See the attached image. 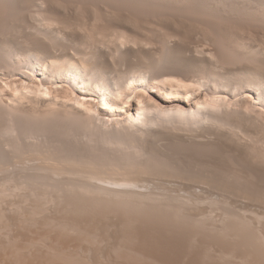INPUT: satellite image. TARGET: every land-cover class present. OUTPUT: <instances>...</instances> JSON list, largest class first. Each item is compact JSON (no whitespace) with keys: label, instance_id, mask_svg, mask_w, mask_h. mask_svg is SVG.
Returning a JSON list of instances; mask_svg holds the SVG:
<instances>
[{"label":"bare ground","instance_id":"bare-ground-1","mask_svg":"<svg viewBox=\"0 0 264 264\" xmlns=\"http://www.w3.org/2000/svg\"><path fill=\"white\" fill-rule=\"evenodd\" d=\"M0 1L5 5L6 11H9L7 13L16 16L24 6L14 0ZM90 1L92 4V0ZM115 2L124 9H136L139 15L144 14L147 17L152 14L150 17H155L142 20L140 16L142 21L138 22L135 17L133 21L132 18L123 19L124 15L121 16L118 6H115L117 4H113ZM115 2H112L115 7H109L110 2L106 7L118 10L105 11L110 12L107 17L115 18L112 17V21L107 19L105 24L102 22L105 19L97 20L103 25L87 22L90 19L96 20L97 16L89 20L85 17L86 21L82 19L81 22L80 18H76L78 21H71L74 18L67 15L64 16L70 20L51 16L53 13L49 18H45L47 13L43 12L44 16L40 13L44 17L43 22L48 21L45 25L39 24L42 20L40 16L38 24L35 23L37 25H34L36 33L32 34L33 45V42L27 44L25 42L29 41L23 40L21 47L20 44L19 47L16 44L12 46L11 41L6 40L7 38L1 35L3 33L0 34L3 37L0 36V237L4 238H0L1 243L4 240V246L0 244V249L5 251L7 247L8 251L7 244L11 245L10 253L8 251L10 256L3 255L7 251L1 252L2 257L6 259L1 257L0 262L7 258L11 260L12 257L14 260H11V264H23V253L34 250L35 255L45 256L41 260L39 257L38 260L42 261L39 264H93L94 261L90 262L91 259L86 258L90 249L87 243L94 246L102 244V238L81 227L88 222L87 225H92L90 222L95 220L89 221L87 217L90 216L85 218L80 213L84 220L82 222L80 219L79 224L74 213L75 210L76 213L79 212L78 207L93 212L97 205L103 208L104 202L107 204L104 208L110 204L111 209L115 207L116 212L118 209L126 212L134 210L133 213L139 210V214L141 210L144 213L143 210L149 209L148 211L156 210L165 215H172L175 221H185L189 217V221L192 220L191 225L195 223L193 225H198L199 229L203 225L205 230H208V227L216 229L215 232H222L220 235L223 236L226 230L228 238L232 232V235H237L235 231L246 235L245 237L252 234L246 228L250 224V228L254 226V222L247 214L253 209V201L264 196V0ZM172 5H181L180 9L183 7L187 10L189 16L198 15V18H206L210 23L199 19L197 26H189L188 21L186 27L180 23L181 20H173L167 25L160 24V20L157 21L161 19L160 15L165 16L168 13L166 10H170ZM175 8H172L174 12ZM163 10L165 14L160 13ZM37 11L36 9V13ZM115 11L121 18L112 15ZM177 12L175 13L179 14V11ZM3 14L0 16L5 15ZM134 15L138 17L137 14ZM179 18L177 16V19ZM25 19L26 15L24 21ZM222 21L226 22L225 25L239 21L241 25L244 23L245 27L246 23H252V28L256 31L250 32L238 23L237 28L235 22V25L227 24L219 34L215 33L217 29L215 31L212 22H219L223 28ZM3 23L1 22L0 29ZM55 24H59L55 26L57 29H53ZM219 25L214 26L220 28ZM4 30L6 31L5 27ZM73 37L76 40L70 41ZM64 40L71 43L66 45ZM248 193H257L259 196L256 198ZM63 199H67L65 206L62 204ZM54 205H60V209L56 208L58 212L66 211L64 213L71 216L60 218L50 216L52 213L48 215L50 210H54ZM88 205L94 207L89 209ZM61 207H67L68 210ZM96 208L94 211H99L100 208ZM70 209L74 211L72 214L75 219L72 214H68ZM88 210H83L84 214ZM6 211H15L14 216L17 215L16 211L18 212L15 220L12 217L13 222L19 219V223H15L17 226L9 223L11 220L8 219ZM107 212L110 211L106 210L104 214ZM252 212L253 217L257 214V218L254 217L255 225L258 223L257 226L264 228V216ZM133 217L132 221L136 216ZM174 218L172 224L175 225L177 221L174 223ZM127 220L130 219L126 218L125 221ZM125 221L123 226L130 229L131 225L129 224V227ZM166 221L169 223L171 219ZM36 222L37 226L45 225L46 230L50 228V235L58 230L59 232L55 233H59V238L52 236L65 246L60 248V244L56 248L55 245L59 241L53 240L54 243L58 241L53 244L49 239L51 237L48 238L50 235L42 234L31 239L27 237L28 240L24 238L27 240L26 245L23 248V243L20 247L19 243H22L23 237H14L18 233L13 234V227L33 224L32 228H36ZM84 222L86 223L83 224ZM116 223L118 224V221ZM262 231L258 230V233L261 232L259 234L264 238ZM65 233H75L79 241L68 242V239L74 236L64 235ZM103 233L106 234V231ZM239 234L238 237H241ZM125 237L127 234L113 246V251L110 248L115 258H127L130 253L127 251H131H126L128 247L125 248L124 245ZM19 238L21 240L18 242ZM97 241L100 242L96 243ZM82 242H87L86 253L83 251L85 247L81 246L84 244ZM252 244L257 247L259 242ZM2 246L5 248L2 249ZM105 247L102 245L103 249ZM259 248L256 252L260 254L256 255L255 259L259 264H264V243ZM206 249L203 250L205 252L201 250L202 254L198 252L199 255H205ZM227 250L219 249L215 250L216 255H213L214 251L211 254L220 258L219 263L220 260L233 261L230 264L249 263L248 254L252 253L239 254L238 251ZM208 255L210 253L205 256ZM200 256L198 262L211 258L203 256L204 259H201ZM223 261L221 263L226 264ZM96 262L95 264L100 263ZM114 262L109 264H116ZM202 262L200 264H203Z\"/></svg>","mask_w":264,"mask_h":264},{"label":"rangeland","instance_id":"rangeland-1","mask_svg":"<svg viewBox=\"0 0 264 264\" xmlns=\"http://www.w3.org/2000/svg\"><path fill=\"white\" fill-rule=\"evenodd\" d=\"M15 2H17V3H20V4H22V8H24L23 10H22V8L19 10V15L21 16V14H23L21 17L19 16V15H15V14H10V13H7V12H9V11H6L7 9L5 8V5L3 4V3H1V1H0V15H2L3 13L5 14H3L4 16H0V24H1V22L3 23V21L5 20V18H8V19H6L5 21H6V23L4 24L3 23V26H2V28L0 29V34L1 33H3V34H1L3 37H6L7 39L6 40H10L9 42L12 44V46H14L15 44L19 47V44H20V47H21V45H22V43L21 42H23V40H27V41H29V43L28 42H25V43H27V44H31L32 42V45L34 44V39H33V36H32V34H34V33H36L35 32V29H34V25H35V23L37 22V24H38V21H40L39 20V18H41L42 17V20H41V22H39V24L40 23H44V25H45V23L48 21V20H46V22H43V18L45 17V18H49V15L51 14V13H53V14H51V16H55V17H57V18H62V19H69L70 20V18L69 17H67V16H70V17H72V18H74V19H72L71 21H78L77 19L78 18H80L81 20L82 19H84L85 21H86V19H90V18H96V16H97V18H99V19H97L96 18V20L95 19H90V21H87V22H92V23H94L95 24V22L96 23H98V21L97 20H99V21H102L103 19H105V20H103L102 22H103V24H105V22L107 21V19H109L110 21H112L113 20V18H115V16L113 17V16H110V18L109 17H107V16H109L110 15V12L108 13V12H105L106 11V9H107V7H106V5L110 2V5L112 4V2L114 1L115 2V0H112V2H111V0H104V2L102 3L101 1H99L98 2V0L96 1H94V0H92V4H91V1L90 0H81V2L79 3V0H77L78 2H75L76 0H65V2H64V0L62 1H60V0H41L40 2L41 3H39V0H14ZM30 1V2H29ZM37 1V2H36ZM66 1H69V2H66ZM88 3H87V2ZM93 1H94V3H93ZM103 1V0H102ZM105 1H107V3H105ZM31 2H32V4H31ZM34 2H35V5H34ZM53 2V3H52ZM57 2H58V4H57ZM85 2V3H84ZM96 2V3H95ZM38 3V4H37ZM46 3V4H45ZM72 3H73V5H72ZM81 3H84V4H82L81 5ZM98 3L100 4V8H99V5H98ZM4 6H3V5ZM45 4V5H44ZM93 4H95V5H93ZM113 4H117L116 2L115 3H113ZM109 5V7H115V6H118L117 8L119 9H117L118 11H119V13H121L120 15L122 16V15H124L123 16V19H124V17H127V19H130V18H132V21H133V17H135V19L137 20V22L140 20V21H142V20H146V19H150V18H152V17H155V15L154 16H152V17H150V15H152V14H150V12L148 13V14H150V15H148L147 17H146V15H144V14H141V15H139L140 13H136V9L135 10H133L134 8H132L131 9V7H129L131 10H133V11H131L130 9H124L123 7H121L120 5ZM37 5V6H36ZM71 5V6H70ZM77 5V6H76ZM80 5V7H78ZM89 5V6H88ZM183 5H185V4H183ZM25 6H27L26 8L28 9V11H26V8H25ZM29 6V7H28ZM30 6L32 7V8H30ZM34 6V7H33ZM36 6V7H35ZM39 6V7H38ZM70 6V7H69ZM106 8H105V7ZM119 6H120V8H122L121 10H120V8H119ZM2 7H3V9L5 10V11H3V9H2ZM38 7V8H37ZM82 7V8H81ZM109 7H108V9H109ZM176 7V5L175 6H173L172 5V8H175ZM41 8V9H40ZM48 8V9H47ZM52 8V9H51ZM56 8V9H55ZM59 8V9H58ZM73 8V9H72ZM89 8V9H88ZM111 8L109 9V11L111 10ZM128 8V7H127ZM170 9V10H166L168 13H166L165 12V10H163V12H160V13H163V14H168V15H166L165 14V16L163 15V17H162V14L160 15L161 16V19L163 20H161V19H158L157 21H159V23L160 24H163V25H167V23H172V21L173 20H181V24L182 25H186V27H188L187 25H188V21H190V23H189V26L191 25H193V26H197L198 24H199V19H201V17L199 16V18H198V15L197 16H189V12L187 11V10H185L183 7H182V9H180L181 8V5L180 6H178L177 5V7L175 8V12L176 13H178L177 11H179V14H176L175 12H174V10L173 9ZM31 9V10H30ZM36 9L38 10L37 11V13H36ZM43 9H44V11H43ZM64 9V10H63ZM66 9H68L67 11H66ZM108 9H107V11H108ZM115 9V8H114ZM114 9H112V10H114ZM115 9V10H116ZM123 9H124V11H123ZM177 9V10H176ZM40 10H41V12H40ZM46 10V11H45ZM52 10V11H51ZM72 10V11H71ZM82 10V11H81ZM84 10V11H83ZM87 10V11H86ZM101 10V11H100ZM111 10V11H112ZM181 10V11H180ZM3 13H2V12ZM23 11H25V12H23ZM35 13H34V12ZM51 11V12H50ZM54 11V12H53ZM80 13H79V12ZM93 11V12H92ZM120 11H122V12H120ZM135 11V12H134ZM169 11H171V12H169ZM182 11H186V12H188V13H184V12H182ZM43 12H44V14H46L45 16H44V14H43ZM68 12V13H67ZM77 12V13H76ZM85 12V13H84ZM134 12V13H133ZM165 12V13H164ZM174 12V13H173ZM2 13V14H1ZM40 13H41V15H43V16H41L40 15ZM67 13V14H66ZM72 13V14H71ZM90 13H92L91 14V17L89 16L90 15ZM97 13V14H96ZM99 13H101V14H99ZM104 13V14H103ZM106 13V14H105ZM108 13V14H107ZM118 12H114L112 15H118L119 14ZM128 13V14H127ZM145 13V12H144ZM171 13V14H170ZM182 13H184L185 14V18H184V14H182ZM18 14V13H17ZM77 14V15H76ZM84 14H87V15H84ZM95 14V16H93ZM130 14H132V15H130ZM134 14H137V18H139L140 16H142V20H141V17H140V19H137L136 18V15H134ZM175 14L178 16V18L179 19H177V16H175ZM181 14H182V17H181ZM8 15V16H7ZM25 15H26V19H25V21H24V18H25ZM39 15V17H37V16ZM58 15V16H57ZM61 15V16H60ZM64 15H67V16H64ZM75 15V16H74ZM83 15V16H82ZM101 15V16H100ZM172 15H174V16H172ZM187 15L189 16V17H187ZM10 16V17H9ZM16 16V17H15ZM29 16V17H28ZM31 16V17H30ZM41 16V17H40ZM64 16V17H63ZM119 16V15H118ZM129 16V17H128ZM132 16V17H131ZM144 16H145V18H144ZM160 16H158V14H157V18H159ZM169 16H170V18H169ZM1 17H3V18H1ZM33 17V18H32ZM36 17H37V19H36ZM84 17V18H83ZM85 17H86V19H85ZM89 17V18H88ZM103 17V18H102ZM113 17V18H112ZM120 17V16H119ZM149 17V18H148ZM168 17V18H167ZM191 17V18H190ZM77 18V19H76ZM121 18V17H120ZM174 18H176V19H174ZM196 20H195V19ZM4 19V20H3ZM13 19V20H12ZM18 19V20H17ZM36 19V20H35ZM67 19V20H68ZM79 19V20H80ZM112 19V20H111ZM134 19V21L136 22V20ZM21 20V21H20ZM34 20V21H33ZM38 20V21H37ZM92 20H94V21H92ZM115 20V19H114ZM131 20V19H130ZM191 20H192V22H191ZM201 20H206L208 23H210L206 18H202ZM9 21V22H8ZM15 21V22H14ZM27 21V22H26ZM105 21V22H104ZM184 21V22H183ZM197 21V22H196ZM11 22V23H10ZM81 22H83V20L81 21ZM183 22V23H182ZM187 22V23H186ZM206 22V23H207ZM236 21H234V23H235ZM14 23H15V25H14ZM18 23H19V26H18ZM165 23V24H164ZM194 23V24H193ZM198 23V24H197ZM200 23H202V22H200ZM224 23H226V22H224ZM223 23V21H222V24H223V28H221V24L219 25V22H217L216 24H214V22H212V24H213V28H215V31H216V29H217V31L215 32V33H218L219 31H222V29H224L225 27H227L229 24H231V23H227L226 25ZM234 23H232L233 25H235L236 24V27H237V23H238V25L241 23V22H236L235 24ZM8 26H7V25ZM28 24V25H27ZM36 24V25H37ZM99 25H103L101 22H99L98 23ZM197 24V25H196ZM217 24L220 26V28L219 27H215L214 25H216L217 26ZM231 24V25H232ZM2 25V24H1ZM0 25V26H1ZM11 25H12V27H11ZM22 25V26H21ZM35 25V26H36ZM42 26H44L43 24H41ZM59 24H55V25H53V27H55V26H58ZM97 25V24H96ZM225 25V26H224ZM241 25V24H240ZM239 25V26H240ZM245 25H247L246 27L244 26V23H243V25H241L242 27H245V29H247L248 31H250V32H253V33H255V31H256V29L255 30H253L254 28H252V23H251V25L250 24H245ZM248 25H250V27H248ZM29 28H28V27ZM32 26V27H31ZM61 26V25H60ZM238 26V27H239ZM253 26H255V25H253ZM4 27H5V29H6V31L4 30ZM18 27H20L21 28V30L18 28ZM52 26H51V28H53ZM237 27V28H238ZM25 28V29H24ZM33 28V29H32ZM59 28V27H58ZM18 31H17V30ZM29 29H30V31H29ZM53 29H57V27H55V28H53ZM219 29V30H218ZM3 30V31H2ZM14 30H15V33H14ZM29 32H28V31ZM253 30V31H252ZM9 31V32H8ZM22 31V32H21ZM24 31H25V33H24ZM31 32V33H30ZM34 32V33H33ZM4 33H6V34H4ZM19 33V34H18ZM28 33V34H27ZM257 33V32H256ZM9 36H8V35ZM31 34V35H30ZM219 34V33H218ZM257 34H259V33H257ZM0 35V36H1ZM6 35V36H5ZM22 35V36H21ZM24 35V36H23ZM1 36V37H2ZM15 36V37H14ZM42 36V35H41ZM0 37V39H2ZM16 37H17V39H16ZM76 37V36H75ZM24 38H26V39H24ZM16 39V40H15ZM73 39H75L74 37L73 38H71L70 39V41L71 40H73ZM21 40V41H20ZM76 40V39H75ZM64 42H66V40H64ZM63 43V42H62ZM69 43H71V42H69ZM68 42H66V45L67 44H69ZM17 46H15V47H17ZM65 46V45H64ZM261 117H263V116H261ZM249 195H252V196H256V198H258L257 196H259V195H256L257 193H248ZM240 198H243V197H240ZM260 198H262V199H260ZM259 199H255V201L256 202H258V203H256L255 201H253V204L255 203V204H258V205H252V207L251 208H253L252 209V211H254V213H257L259 210V212H258V216L259 215H261V216H264V196H262V197H260ZM15 200H18V198L16 199V198H14ZM7 200H9V199H7ZM11 200H13V199H11ZM65 200H67V199H65ZM65 200L63 199L62 200V204L64 205L65 204ZM74 200V199H73ZM8 202V201H7ZM101 202V201H100ZM104 202V201H103ZM4 204V203H3ZM61 204V203H60ZM98 204V203H97ZM5 205H6V203H5ZM58 205V204H57ZM57 205H54L53 207H54V210H50L51 212L50 213H48V215L49 214H51L50 216H55V217H60V216H65L66 215V217H70L71 215H68L67 216V214H65L64 212H66V211H64V212H58V209H60L59 208V206L57 207ZM95 205V204H94ZM94 205L92 206H89V209L90 208H93L94 207ZM103 205V204H102ZM105 205H107L106 204V202H104V206H103V208L105 207ZM65 206V205H64ZM99 207L100 209H98L99 211H94L95 209H97L96 207ZM95 208H94V210H93V212L91 211V212H89L90 210H88V209H84V207L83 208H79L78 207V213H76L77 212V210H75V213H74V211H71V209H70V211H68V212H70V213H68V214H72V212L75 214V217H77L76 218V221L77 222H79V224H81L80 222H81V220H82V222H83V220H84V218L82 219L81 218V216H80V213H82L81 215L84 217L85 216V218L87 217V216H90V217H87V219L89 220V221H91V220H95V222L94 221H91L90 223H92V225H94V226H92L91 224L90 225H87V224H89V222H88V220L86 219V222H88V223H86V222H84L83 224H85L84 226L83 225H81V227H85L84 229L85 230H90V232H93V233H96V235L99 237L100 236V238H102L101 240L103 241V243H105V244H100L99 242L100 241H97L96 243H99V244H97V245H91V244H88L87 242H85V243H87V245H90V247H88V248H90V249H88V253L87 254H89V256L87 255L86 256V258L88 259V260H90V262H93V264H95V262L96 263H98V262H100L99 264H109V263H112V262H114L113 260H115V262L114 263H116V264H121V263H123V264H159V263H161V264H200L201 262H198L197 260H198V256H200L199 255V253L200 252H202L203 250H205V248H207L208 250H209V252H207L208 250L206 249V254H209L210 253V255H208L207 257H209V256H211V258L209 257V258H207L205 255H203L204 257H206L207 258V261L206 260H204V262H202L203 264H216V263H218V264H222L221 262L223 261V260H220L221 262L219 263V260L218 259H220L219 257H217V256H212V254L211 253H213L212 251H214V253L217 251V250H219V249H225V250H227V251H229V250H235L234 252H236V251H238L239 252V254L241 253V252H243V253H252V255L251 254H248V255H250V258L248 257V264H259L257 261H256V259H257V256L260 254L259 252L257 253L256 252V250H258V248L259 247H261V246H263V243H264V238H262V235H260L261 234V232H259L258 233V230L259 231H262V229H263V231H264V228H260L259 226H257L258 225V223H257V225H255L256 224V219L255 218H257V214H255L254 215V217L252 216V214H253V212L252 211H249V212H251V213H249V214H247L248 216H250V220L252 219V221L254 222L253 224H254V226L252 225V227L250 228V226H251V224L248 226V228H246V229H248L249 230V232L250 233H252L251 235H248V237L250 238H248V237H245L244 235H240L239 234V232H236L235 230H233L234 229V226L233 225H231V227L233 228H231L232 229V231H235V233H238L239 234V236H241V237H238V234L236 235V234H234V235H232L234 232H232L231 233V235H230V233H229V235H230V237L228 238V236L226 235L227 233H226V230H225V235L227 236V238L225 237V235L223 236V234L222 235H220V234H218V232H215V230L214 229H210V227H208L210 230H211V232H210V230L208 229H204L203 228V225L200 227V229L198 228L199 226L197 225H193V224H195V223H193L192 225H191V219H190V221H189V217H187V219H186V217H185V221H180V220H178L179 221V225H178V221H177V223H176V221H175V218L174 217H171L169 214V218L167 219V217H168V215H167V213H166V215L163 213L162 214V212H159V211H156L155 210V212H153V210H151V211H148L149 209H147V210H143L144 211V213H142L141 211L139 212V214H138V211L136 210L134 213H133V211L134 210H132V211H128V212H126V210H124L123 211V209H122V211H121V209L119 210L118 208H116V209H118V211L119 212H123V214L122 213H120L119 214V212L117 211L116 212V210H114L115 209V207L113 208V209H111L112 207H110L111 205L109 204V206H106V208H104L105 210H103V208H101V206H99V205H97ZM257 206H258V209H257ZM52 207V208H53ZM254 207H256V208H254ZM56 208H58V209H56ZM61 208H63L64 209V207H61ZM67 207H65V209H66ZM74 208H77V207H74ZM86 208H87V206H86ZM109 208V209H108ZM261 208V209H260ZM56 209V210H55ZM64 209V210H65ZM72 209H73V207H72ZM80 209V210H79ZM81 209H82V211L84 210H88V212L86 211L85 213L86 214H84V211L82 212L81 211ZM111 209V210H110ZM263 209V210H262ZM62 210V209H61ZM66 210H68V208L66 209ZM101 210V211H100ZM106 210H108V211H110L109 213L107 212V214H104V213H106ZM112 210H114V211H112ZM52 211H54V212H52ZM63 211V210H62ZM105 211V212H104ZM148 211V212H147ZM9 212H13V211H8V213H7V211H6V215L8 214V219H10L11 221L9 222V223H13V225H15V223H16V221H17V223H19V219H17L16 221H12L14 218H17L18 217V212L16 211V214L17 215H15V216H17V217H15L14 216V213H15V211H14V213H9ZM57 214H56V213ZM96 212H98L97 214H96ZM99 212H101V213H99ZM102 212H104V213H102ZM112 212H114V213H112ZM132 212V213H131ZM146 212V213H145ZM156 212H157V214H156ZM261 212V213H260ZM58 213L60 214V215H58ZM89 213H92V214H89ZM95 213V214H94ZM124 213L126 214L127 213V215H124ZM162 215H161V214ZM260 213V214H259ZM10 214L12 215V216H10ZM78 216H77V215ZM116 214H117V216H116ZM119 214V215H118ZM128 214H129V216H128ZM263 214V215H262ZM47 215V214H46ZM97 215H99V216H97ZM123 215V216H122ZM149 215V216H148ZM159 215H160V217H159ZM164 215V216H163ZM127 216V217H126ZM135 217V218H137L138 220L136 221V219L134 218L133 219V221H132V219H131V217ZM139 216V217H138ZM11 217V218H10ZM12 217H13V219H12ZM68 217V218H69ZM72 217H73V219H75V217L73 216V214H72ZM72 217H71V220L70 221H72ZM78 217H80L79 219H78ZM109 217V218H108ZM141 217V218H140ZM60 218H63V217H60ZM60 218H58V219H60ZM68 218L66 219V218H64L65 220H68ZM89 218H91V219H89ZM98 218V219H97ZM107 218H108V220H107ZM115 218H116V220H115ZM126 218H129L130 220H127V221H125L126 220ZM147 218V219H146ZM173 218H174V223H176L175 225L174 224H172L173 223ZM7 219V220H8ZM63 219V220H64ZM81 219V220H80ZM97 219V220H96ZM122 219H124L123 221H122ZM144 219V220H143ZM158 219V220H157ZM171 219V221H169ZM255 219V220H254ZM15 220V219H14ZM41 220V219H40ZM42 220L44 221V219L42 218ZM41 220V221H42ZM105 220V221H104ZM107 220V221H106ZM113 220V222H111ZM115 220V221H114ZM142 220V221H141ZM146 220V221H145ZM166 220H168L169 221V223L166 221ZM41 225L43 224V222H41V221H39V220H37ZM75 221V220H74ZM75 221V222H76ZM97 221V222H96ZM102 221V222H101ZM108 221H110V222H108ZM116 221H118V224L116 223ZM127 222V225H131V227H130V225H129V227H130V229L128 228V229H126L128 226H126V228L123 226V224L125 225V223H123V222ZM129 221H132V222H130L129 223ZM188 221H189V223H188ZM38 222H36L37 224H35L34 223V225H38ZM99 222H100V224H99ZM105 222H107V223H105ZM137 222V223H136ZM162 222V223H161ZM167 222V223H166ZM182 222V223H181ZM232 222V221H231ZM11 223V224H12ZM113 223H116L115 225L113 224ZM121 223V224H120ZM123 223V224H122ZM134 223V224H133ZM139 223V224H138ZM144 223V224H143ZM172 225H171V224ZM181 223V224H180ZM185 223H188V224H185ZM108 224H109V226H108ZM112 224V225H111ZM185 224V225H184ZM231 224V223H230ZM232 224H233V222H232ZM260 224V223H259ZM24 224H21L20 226H18V228H16V227H13V234H16V233H18V234H16V235H14V237H17L18 238V236L19 237H23V238H21L22 239V243H19L20 245H18V246H20V247H22V244L24 243V246H23V248L25 247V241H27L28 240V238L29 239H31V238H35V237H38V236H40V235H42V234H46V236H48V235H50V232H51V230H50V232H48V230L50 229H48L47 228V230L45 229L46 228V226L44 225V227L42 226L41 227V225H39V226H37L36 228H32L33 226V224H26V227H24L23 226ZM27 225H28V227H27ZM107 225V226H106ZM114 225V226H113ZM174 225V226H173ZM260 225H262V223L260 224ZM15 226H17V225H15ZM21 226H23V227H21ZM29 226H31L30 228H29ZM89 226V227H88ZM110 226H111V228H110ZM113 226V227H112ZM116 226V227H115ZM119 226H121V227H119ZM122 226L126 229V230H124L123 228H122ZM255 226H256V228H255ZM263 227H264V225H262ZM261 226V227H262ZM21 227V228H20ZM35 227V226H34ZM48 227V226H47ZM88 227V228H87ZM171 227V228H170ZM189 227V228H188ZM192 227V228H191ZM193 227H195V228H193ZM207 227V226H206ZM254 227V228H253ZM26 228L28 229V230H26ZM82 228V229H83ZM98 228V230H96ZM114 228V229H113ZM136 228V229H135ZM183 228V229H182ZM197 228V229H196ZM229 228V227H228ZM235 228H237V227H235ZM258 228H260V229H258ZM21 230V231H19V230ZM111 229V230H110ZM166 229V230H165ZM190 229V230H189ZM202 229V230H201ZM256 229H258V230H256ZM17 230V231H16ZM22 230H23V232H22ZM25 230V231H24ZM42 230V231H41ZM104 230V231H103ZM108 230V231H107ZM118 230V231H117ZM134 230V231H133ZM161 230V231H160ZM184 230V231H183ZM194 230V231H193ZM230 230V229H229ZM238 230V229H237ZM255 230H256V232H255ZM16 231V232H15ZM34 231V232H33ZM58 230H55V232H57ZM98 231H100V232H98ZM106 231V234L105 233H103V232H105ZM136 231V232H135ZM188 231H191V232H188ZM196 231V232H195ZM210 233H209V232ZM212 231H214V232H212ZM218 231V230H217ZM227 231H228V229H227ZM231 231V230H230ZM239 231V230H238ZM262 231V232H263ZM26 232V233H25ZM44 232V233H43ZM55 232H53V234L51 233V235L50 236H48V238L49 237H51V238H49L51 241H52V243L53 244H56L59 240L57 239V238H59V233H55ZM59 232V231H58ZM82 232V231H81ZM80 231H79V233H81ZM109 232V233H108ZM120 232V233H119ZM125 234H124V233ZM131 232V233H130ZM174 232V233H173ZM177 232V233H176ZM189 234H188V233ZM229 232V231H228ZM30 233V234H29ZM79 233H77V234H79ZM176 233V234H175ZM191 233V234H190ZM199 233V234H198ZM213 233V234H212ZM249 233V234H250ZM264 233V232H263ZM262 233V234H263ZM20 234H22V236H20ZM24 234V235H23ZM26 234H28V235H26ZM58 234V235H57ZM68 234V233H67ZM66 233L64 234V235H67ZM75 234V233H74ZM73 233H72V235H70V234H68V235H70V236H74V237H70V239H68L69 241L68 242H71V243H75V242H77V237H76V234L74 235ZM82 234H84V233H82ZM100 234V235H99ZM108 234H109V237L111 238H109L108 237ZM127 234V237H125L124 238V245L126 246L125 248H127L126 249V251L129 249H131V251H127V253L128 252H130V253H128L129 254V256H128V254L126 253V251H123V252H125L126 254H127V258H125V257H123V259H118V258H121V257H114L113 255V246L115 245V244H117V243H119L120 241H119V239H122L123 237H124V235H126ZM130 236H129V235ZM193 234V235H192ZM209 234V235H208ZM218 234V235H217ZM259 234V235H258ZM37 235V236H36ZM52 235H55V237H57V238H54ZM114 235H115V237H114ZM120 235V236H119ZM160 235V236H159ZM165 235V236H164ZM255 235H257V236H255ZM264 235V234H263ZM30 236V237H29ZM34 236V237H33ZM97 236H96V238H97ZM118 236V237H117ZM145 236H146V238H145ZM161 238V240L158 238ZM163 236V237H162ZM220 238V236H222L221 237V239H219L218 237ZM232 236V237H231ZM251 236H252V238H251ZM254 236H255V238H254ZM258 236H260V237H258ZM28 237V238H27ZM68 237V236H67ZM66 236H65V238H67ZM76 237V238H75ZM151 237V238H150ZM156 237V238H155ZM170 239H169V238ZM195 237H197V239L195 238ZM212 237H214V239L212 238ZM234 237H235V240H233L234 239ZM237 237V238H236ZM245 237V238H244ZM1 238V237H0ZM27 239V240H25V239ZM69 238V237H68ZM75 238V239H74ZM99 238V239H100ZM189 238V239H188ZM198 238H199V240H198ZM238 238H240V239H238ZM253 238L255 239V240H257V241H255V240H253ZM257 238H260V239H257ZM1 239H4L3 237L1 238ZM20 238L19 239H17L18 240V242H19V240H21ZM75 241H74V240ZM98 239V240H99ZM109 239L111 240V241H109ZM130 239V240H129ZM155 239V240H154ZM157 239V240H156ZM159 239V240H158ZM165 239V240H164ZM169 239V240H168ZM195 239V240H194ZM205 239V240H204ZM243 239V240H242ZM245 239V240H244ZM53 240H58V241H56V243H54L53 242ZM113 240V241H112ZM118 240V241H117ZM193 240H194V242H193ZM207 240V241H206ZM214 240V241H213ZM218 240V241H217ZM232 240H233V242H232ZM248 240V242H246ZM251 240H253V241H251ZM262 241V242H260V241ZM50 241V242H51ZM79 241V240H78ZM101 241V242H102ZM106 241H108V243L106 242ZM128 241V242H127ZM138 241V242H137ZM157 241V242H156ZM160 241V242H159ZM198 242L197 244H196V242ZM216 241V242H215ZM221 241V242H220ZM228 241V242H227ZM237 241V242H236ZM16 242V241H15ZM17 242V243H18ZM111 242V243H110ZM113 242V243H112ZM130 242H132V243H130ZM223 242V243H222ZM235 242V243H234ZM243 242V243H242ZM252 242H254V245L257 243V242H259V244H257V247H256V245L253 247V244H252ZM2 243H4V240L2 241ZM1 243V240H0V244H2ZM82 243H84V242H82ZM85 243L83 244V245H81L83 248H84V252L87 250V246L85 245ZM129 243V244H128ZM134 243V244H133ZM137 243V244H136ZM219 243V244H218ZM262 243V244H261ZM52 244V245H53ZM61 244V245H60ZM94 244V243H93ZM191 244V245H190ZM208 246H207V245ZM210 244V245H209ZM216 244V245H215ZM231 244V245H230ZM239 244V245H238ZM247 244V245H246ZM3 246H4V244H2ZM17 245V244H16ZM59 245H60V248H61V246H65V245H62V243H60V241H59V243L57 244V245H55L56 246V248L57 247H59ZM102 245L105 247L104 249H105V251H104V249L102 248ZM131 245V246H130ZM221 245V246H220ZM226 245V246H225ZM235 245V246H234ZM249 245H250V247H249ZM252 245V246H251ZM2 246V249L3 248H5V247H3ZM6 246V245H5ZM7 246H9V253H10V249H11V245H8L7 244ZM94 246V247H93ZM97 246H98V248H97ZM99 246L102 248V250H101V248L99 249ZM229 246V247H228ZM237 246H239L238 248H237ZM245 247L244 249H243V247ZM81 247V248H82ZM96 247V248H95ZM189 247H191V248H189ZM201 247V248H200ZM212 250L213 248V250L212 251H210V249ZM213 247V248H212ZM223 247V248H222ZM236 247V248H235ZM257 249H256V248ZM1 248V247H0ZM7 248V247H6ZM6 248H5V251H7L6 250ZM110 248H111V250H110ZM133 248V249H132ZM143 248V249H142ZM178 248V249H177ZM215 248H218V249H215ZM247 248V249H246ZM8 249V248H7ZM97 249V250H96ZM99 249V250H98ZM191 249V250H190ZM253 249V250H252ZM259 249H262V248H259ZM1 250V249H0ZM28 250V249H27ZM82 250H80V251H82ZM90 250H92L90 253H89V251ZM109 250V251H108ZM156 250V251H155ZM182 250V251H181ZM202 250V251H201ZM216 250V251H215ZM242 250V251H241ZM255 250V251H254ZM5 251H0V258L3 256V255H7V256H10L9 255V253H8V251L7 252H5ZM24 251V250H23ZM22 251V252H23ZM26 251V250H25ZM30 252L29 254L27 253V252ZM27 252H25V254L23 253V255H24V263L23 264H30L31 262H33V264L35 263V264H39V263H41L42 261H40L41 260V258L42 259H44V257L45 256H43V257H40V256H38V255H35V253H34V250H33V252H32V250H28ZM44 251H46V249H44ZM101 251H103L102 253H101ZM132 251H133V254H131L132 253ZM193 253H191V252ZM1 252H5L6 254H3V253H1ZM93 252V253H92ZM105 252H108V253H105ZM112 252V253H111ZM149 252V253H148ZM199 252V253H198ZM203 252H205V251H203ZM8 253V254H7ZM33 253V254H32ZM44 254L46 253V252H43ZM86 253V252H85ZM97 254V255H95V254ZM99 253H101V256H100V254ZM111 253V254H110ZM135 253V254H134ZM143 255H142V254ZM174 253V254H173ZM3 254V255H2ZM94 254V255H93ZM98 254H99V256H98ZM113 254V255H112ZM200 254H202V253H200ZM204 254V253H203ZM91 255V256H90ZM104 256V258H103V256ZM139 255H140V257H139ZM196 255H198V256H196ZM213 255H216V253L215 254H213ZM257 255V256H256ZM112 256V257H111ZM138 258H137V257ZM143 256V257H142ZM146 256V257H145ZM151 256H152V258H151ZM183 256V257H182ZM190 256V257H189ZM203 256L201 255L200 257H201V259H204L203 258ZM253 256V257H252ZM39 257H40V260H38L39 259ZM102 257V258H101ZM111 259H110V258ZM136 257V258H135ZM154 257V258H153ZM164 257V258H163ZM180 257V258H179ZM213 257L214 258H216V260H218V261H216L215 259H213ZM23 258H22V260H23ZM32 258V259H31ZM125 258V259H124ZM131 258V259H130ZM187 258V259H186ZM256 258V259H255ZM2 259H6V257H2ZM1 259V260H2ZM13 258L11 257V260H12ZM26 259H28V260H26ZM98 259V260H97ZM101 259V260H100ZM102 259H103V261H102ZM109 259V260H108ZM130 259V260H129ZM141 261H140V260ZM148 259H150L149 261H147ZM151 259H152V261H151ZM171 259V260H170ZM196 259V260H195ZM7 260H9L8 262H7ZM7 260H2L1 262L3 263V264H5V263H7V264H11L10 262H12L10 259H8L7 258ZM14 260V259H13ZM33 260V261H32ZM87 260V261H88ZM100 260V261H99ZM107 261V262H105L104 263V261ZM125 260V261H124ZM144 260V261H143ZM213 260H215V261H213ZM250 260H251V263H250ZM6 261V262H5ZM16 261V260H15ZM29 261V262H28ZM40 261V262H39ZM87 261H86V263H87ZM121 261V262H120ZM151 261V262H150ZM155 261V262H154ZM178 261V262H177ZM196 261H197V263H196ZM211 261V262H210ZM0 262V263H1ZM14 262V261H13ZM118 262V263H117ZM215 262V263H214ZM230 262L231 261H229V262H226V261H223V263H228V264H230ZM253 262V263H252ZM15 263H17V262H14V264ZM231 263H233V261L231 262ZM235 263V262H234ZM238 263V262H237ZM32 264V263H31ZM88 264V263H87ZM236 264V263H235Z\"/></svg>","mask_w":264,"mask_h":264}]
</instances>
